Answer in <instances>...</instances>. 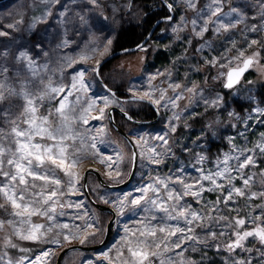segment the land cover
<instances>
[{"label": "rangeland", "instance_id": "374dc122", "mask_svg": "<svg viewBox=\"0 0 264 264\" xmlns=\"http://www.w3.org/2000/svg\"><path fill=\"white\" fill-rule=\"evenodd\" d=\"M170 4L174 15L160 34L139 50L120 57L107 73L119 82L129 78L126 91L141 97L148 93L150 98H145L159 101L155 105L160 112L159 120L150 125H134L126 119L123 122L139 154L137 170L129 185L110 189L102 186L94 174L88 175V189L117 212L111 236L103 248L87 251L79 260L76 256L80 250L67 253L62 264H140L139 257L132 255L138 249L148 253L147 260L153 258L159 264H264V241L258 235L240 239L245 232L256 233L264 228V103L258 86L264 82V0H220L219 4L215 0H192L191 4L189 0H170ZM97 6L98 0L0 3V85L5 95L9 89L40 94L49 84L62 88L63 91L46 95L42 101L33 97L37 123L44 118V126L49 130L61 128L62 117L57 109L65 102V112L71 119L65 125L70 131L62 146L68 157L79 158L71 169L74 177L57 168L56 178L61 184L49 183L44 188L45 195L58 188L53 198L57 201L54 212L41 214L50 208L49 201L42 207L33 204L32 207L38 208L35 214L17 216L13 213L19 209L0 194V203L4 204L0 208V221L4 222L0 226V243L10 237L39 245L35 252L23 249L15 258L7 250H1L0 264H56L59 252L66 246L101 242L106 218L101 220V214L88 203L83 191V172L88 165L95 166L109 184H119L130 174L132 149L122 137L111 132L108 108L114 105L134 109L140 105L121 102L99 87L95 69L112 48L110 39L97 38V31L92 30L89 22ZM218 7L221 11L212 15ZM220 23L225 27L221 28ZM42 25L43 38H37L36 29ZM73 27L79 31L77 39L73 37ZM204 28L207 30L203 31ZM31 38L37 42V52L32 48ZM158 50L168 53L167 60L163 64L147 61L148 54ZM247 58H252L253 63L246 73L257 74L250 73L247 79L244 75L239 83L226 87L229 70L243 66ZM80 72L84 73L82 83ZM73 83L76 87H72ZM25 106L21 95H12L0 104V111L10 108L7 115L0 116V146L6 150L0 158L5 162L3 171L9 174L16 171L14 165L7 164L11 158L7 149L15 152L17 147L12 128L29 127L24 122ZM100 109L104 110L103 116ZM81 115H86L87 123L79 119ZM197 118L203 124L196 127L189 123ZM160 136H164L167 144L157 139ZM32 142L49 146L56 143L40 136L33 137ZM214 142L219 145L213 146ZM246 157L253 163L241 167ZM102 159L105 163H101ZM224 168L228 172L222 177L214 176L215 183L204 180V176ZM25 178L29 185L0 175V187L15 184L17 196L21 188L29 187L25 200H39V195L30 197V194H38L45 182ZM70 179L75 181L71 185ZM245 179L249 181L247 185ZM161 180L167 187L158 182ZM179 180L192 184L191 191H199L200 195L168 199L169 191L174 197L186 191ZM32 183L35 188L30 187ZM148 185H153L155 191L148 189L140 206L131 204L133 197L142 195L139 189ZM235 188H240L244 195L237 194ZM125 196L128 200L121 212L118 202ZM153 200L156 204L150 203ZM161 204L167 212L160 208ZM181 211L192 223L184 218H169L178 217ZM193 212L200 219H193ZM241 219L245 221L243 225L238 223ZM169 226H179L185 232L168 235L159 231ZM148 228L156 229V235H149ZM30 231L38 238H24ZM238 240L240 247L235 243Z\"/></svg>", "mask_w": 264, "mask_h": 264}, {"label": "snow or ice", "instance_id": "6c2138e0", "mask_svg": "<svg viewBox=\"0 0 264 264\" xmlns=\"http://www.w3.org/2000/svg\"><path fill=\"white\" fill-rule=\"evenodd\" d=\"M217 4L220 3V0H215ZM93 3H95V0H93ZM189 3H192V0H189ZM194 6V4L192 5ZM169 8L172 7V5H168ZM221 9L218 7L212 15H216L219 13ZM232 11H236V9H232ZM195 24V21H193ZM221 28L225 27L222 23L219 25ZM207 29L204 28L203 31H206ZM219 30V28L217 29ZM254 30V29H253ZM253 43H256V41H253ZM253 63L252 58H248L244 60L243 62V68H237L233 69L232 72L228 73L227 79V87H232L233 83L238 82V79L240 75L246 71L249 66H251ZM31 66V62H30ZM84 73L80 72L79 76L81 78V83H82V77ZM75 79V78H74ZM72 87H76L75 83L72 84ZM178 87V86H177ZM63 91L62 88H53L51 87V84L45 89L42 90L40 94L36 93H31L29 91H23L22 93H17L15 90H7L8 94L5 95V92L3 90V85H0V104L4 103L7 99H9L10 96L12 95H21L23 99L26 101V106L23 109V115L25 116V123L29 125L28 128L19 130L18 126H14L12 128V133L15 134L13 138V142L17 145L16 151L12 152L11 149H7V151L10 153L11 158L7 160V164L9 165H14L16 171L12 174H9L8 172L3 171V165H4V160L0 158V175H4L9 178L10 181H17L20 185H29V181L25 178L31 177L33 181L40 180L44 181V185L41 186V191L37 193H31V196L39 195L40 199L39 200H34V199H29L25 200V194L29 193V187H23L19 190V196L16 195V185H8L5 184L4 186L0 187V194H2L7 201L11 203V206L15 209H19V211L13 213L14 215L17 216H23L25 213L31 215L35 214L38 211L37 207H32L33 204L38 205L42 207L43 205H48L49 201L52 202L51 206L49 209H45L41 214L47 215L48 211H55L54 205L57 203L56 200L53 198L57 196L58 188H53V190L45 195L44 193V188L48 186L49 183L54 184V185H60L61 180L59 178H56V169L59 168L65 172L66 175H68L70 178L74 177L76 174L71 171L72 167L76 165L79 162V158L72 159L66 155V149L65 147L62 146L63 140L67 136V132L70 131V128L65 127V125L70 121L71 116L69 113L65 112V109L67 107L65 102H61L59 104V107L57 109V112L59 115L62 117V126L59 129L55 130H49V128L45 127L44 125L46 124V119L40 118V122L37 123V117H36V107H35V100H43L46 95H50L51 93H59ZM71 93H67L66 95H70ZM66 95H65V100H66ZM35 97V100L33 99ZM145 97H149L148 93H145ZM144 97H141L143 99ZM150 98V97H149ZM109 101L107 98H105V103L107 104ZM154 103H159V101H154ZM93 104H95V101H93ZM91 107V106H90ZM8 111H10V108L7 111H0V116L2 115H7ZM70 111V110H69ZM101 116H103V109H100ZM94 119H100V117H93ZM79 119L83 120L85 123H87V117L86 115H81L79 116ZM15 124V121L12 122ZM174 130V129H173ZM35 136H40V137H47L50 140L56 141L55 144L49 146V145H41L39 143H33V137ZM23 137L24 139L21 140L20 138ZM157 139L163 140L165 144H167V140L164 139V136L157 137ZM95 147V145H92ZM264 147V146H262ZM56 149L57 151H54ZM5 148L3 146H0V157H2L5 153ZM155 151V149H153ZM97 152H99V149H97ZM201 160H203V157H200ZM34 161H35V166H34ZM70 161V162H69ZM159 163V161H154ZM226 162V161H225ZM101 163H105V161L102 159ZM253 161L251 160L250 157H246V163L242 164L241 167L247 166V164H251ZM46 165H51L54 167H46ZM111 167V165H109ZM41 169H44L42 172ZM228 172L227 168H224L223 171H217L213 175H206L204 176V180L211 181L215 183L214 176L216 177H222L225 175V173ZM75 181L73 179L69 180V184H73ZM161 184H164L165 187H167V184L164 181H158ZM179 183L183 184L184 188L186 189L185 192L183 193H176L175 197L173 195L172 191L168 192V199H180L182 198L183 195H188L192 194L193 196H199L200 192H192L193 185L192 184H185L183 180H179ZM229 183H231V179L229 178ZM249 181L247 179L244 180V184L247 185ZM30 187L35 188L36 185L35 183H32ZM202 187V186H201ZM221 187V185H217V188ZM148 189H152L155 191L153 185H148L146 189H139V191L142 193L141 196L139 197H133L131 199V204L140 206L141 202L145 199L144 193L147 192ZM234 191L239 194V195H244V192L240 188H235ZM131 195V194H129ZM264 195V194H262ZM228 199H231V192L228 194ZM20 201L18 203L17 201ZM128 200V196H125L123 200L119 201V208L120 211L123 212V209L125 207L124 201ZM152 204H156V201H150ZM4 204L0 203V208H3ZM160 208L167 212L168 209L164 208L163 205H160ZM31 209V211H29ZM193 219H200L199 215L196 213H191ZM170 219H179V218H184L188 223H192V220H188L187 217L185 216V212L181 211L178 217L170 216ZM4 222L0 221V226H2ZM238 223L240 225H243L245 223L244 220H239ZM40 226H36L38 229ZM64 227H67L65 225ZM160 232H167L168 235H175L176 233H181L183 234L185 232L184 228H181L179 226L175 228H164L161 227L159 228ZM188 231H192V229H188ZM147 233L149 235L155 236L156 235V229L154 228H148ZM144 235V233H141ZM239 235V234H238ZM252 235H258L261 241H264V228L260 229L258 232L253 233L251 231L245 232L243 236H240V239H244L245 237L252 236ZM24 238L26 239H36V237L31 231L27 236ZM237 247H240V242L239 240L235 242ZM179 247V244L177 243L176 245ZM132 255L135 257H139L140 259V264H143L144 260H147L148 258V253L144 252L142 249H138L135 251H132Z\"/></svg>", "mask_w": 264, "mask_h": 264}, {"label": "trees", "instance_id": "16d2710c", "mask_svg": "<svg viewBox=\"0 0 264 264\" xmlns=\"http://www.w3.org/2000/svg\"><path fill=\"white\" fill-rule=\"evenodd\" d=\"M167 1L170 2V0H167ZM169 15L170 13L168 9L160 0H98V6L95 7L94 10L92 11V14L90 17L91 19L89 22H91L92 30L97 31L96 32L97 34L96 36H98L97 38H100L101 40L110 39L109 45L112 48V52H114L116 50L134 47L137 44H139L150 32L154 22L157 21L156 19H160L162 16L168 17ZM73 19H74L73 22H75L76 17L74 14H73ZM135 25H141V26H135ZM44 31H45V28L43 25L38 26L36 29L35 37L43 38V36H41L40 34H44ZM78 32H79L78 29L76 27H73L74 39L78 38L76 37ZM154 38H156V36H152L151 40H153ZM29 41L31 42L34 52H37L36 46H35L37 43L36 40L34 38H31ZM131 53H125V54L118 56L117 58L104 64L100 70V73H101V76L104 82L110 88L114 89L116 91V94L119 97L132 96V94L128 93L125 89L126 81H128L129 78H125V80H121L119 82L113 79L107 73L116 60H118L122 56L129 55ZM167 55L168 53L164 50H158L156 53L151 52L148 54L147 61H153L154 64H163L167 60ZM250 73L257 74L256 71L255 72L251 71ZM250 73L248 72L245 74L246 79L250 78L248 77ZM252 77L253 78L251 79H255V76H252ZM258 86L262 93V97H261L262 103H264V82H259ZM99 87L102 91L108 93L101 86L100 83H99ZM133 102H135L136 104H139L140 107L134 108V109L123 108V110L128 112L129 115H131L133 118L137 120L145 121V120H152L156 117V112L148 104L144 102H138V101H133ZM115 120L118 125H120L127 133H129L127 128L123 124V122L125 121V118L120 113L115 112ZM189 123L191 125L194 124V126L196 127L203 124L201 118L191 120ZM108 124H109V128L111 129V132L121 138L122 136L118 134L116 130L113 128V126L111 125L109 121V116H108ZM223 143L224 142L221 141V145H223ZM217 145H219V143L217 142L213 143V146H217ZM176 151L181 153L179 149H177ZM89 191L92 197L96 201L100 202L95 197L93 192H91L90 189ZM89 204L94 209V211H96L98 214H101L99 216L101 220L104 219L105 221V218H106V221L104 224L106 228L107 221L109 220L111 215L109 213L102 212L99 209L93 207L91 203ZM38 246H39L38 244L30 242V241H20V240L8 237V239L0 243V251L7 250L10 256L15 258L17 255L23 252V249H29V250L32 249L33 252H35L34 248ZM87 253L89 252L80 251L76 256V259L77 260L81 259ZM143 264H159V263H157L156 259L149 258L148 260L144 261Z\"/></svg>", "mask_w": 264, "mask_h": 264}, {"label": "water", "instance_id": "95a60500", "mask_svg": "<svg viewBox=\"0 0 264 264\" xmlns=\"http://www.w3.org/2000/svg\"><path fill=\"white\" fill-rule=\"evenodd\" d=\"M5 1H7V0H0V3L5 2ZM161 1L168 8V10L170 12V16L158 19L157 22L152 27V29L150 30V32L147 34V36L139 44H137L134 47L124 48V49H120V50H116L114 52H111L110 54H108L105 58H103L100 61V63L97 65V67L95 69V76L97 78V81L101 84V86L108 93H110L112 96H114L115 98H117L121 102H127V101L144 102V103L148 104L156 112V117L152 120L142 121V120H137V119L133 118L131 115H129L128 112H126L125 110H123L122 108H120L118 106L113 105V106H110L108 108V116H109V121H110L111 125L116 130V132H118L129 143V145L132 149L133 160H132L131 171H130L128 178L125 181H123L119 184H109L105 180V178L103 177V175L101 174V172L99 171V169L97 167L92 166V165H88L85 168V170L83 172V191H84V194H85L87 200L91 203V205L93 207L99 209L102 212L109 213L111 216H110V218L106 224L105 235H104V238L101 242L94 244V245L72 244V245L66 246L65 248H63L59 252L57 259H56V264H62L65 255L71 251H74V250L89 251V252H94V251L100 250L101 248H103L105 246V244L107 243V241L109 240V238L111 236L113 224L117 219V212L112 206L98 202L92 197V195L88 189V175L90 173L94 174L96 176L98 182L102 186H104L106 188H110V189H121V188L129 185L135 176V173L137 170V164H138V157H139L137 146H136L133 138L131 137V135H129L120 125L117 124V122L115 120V112L120 113L128 122H131V123L136 124V125H150V124H153L159 120L160 112H159L158 107L155 105V103L153 101H151L150 99L145 98V97L143 99H141V96H135V95H132L129 97H119L116 94V91L114 89L110 88L104 82V80L100 74V70L104 64L115 59L116 57H118L122 54H125V53L135 52V51L139 50L140 48L144 47L149 42V40L152 38V36L154 35V32L157 28V25L162 21H170L173 18V15H174L173 9H172V7L171 8L168 7V5H171L170 2L167 0H161ZM238 68H243V66L238 67ZM249 68H250V66H249ZM249 68L240 75L238 82L233 83V86L241 81V79L244 77L245 73L249 70ZM233 69H237V68H232L229 70V72H232ZM227 83H228V81H227ZM227 83H226V85H227Z\"/></svg>", "mask_w": 264, "mask_h": 264}, {"label": "flooded vegetation", "instance_id": "af4514ba", "mask_svg": "<svg viewBox=\"0 0 264 264\" xmlns=\"http://www.w3.org/2000/svg\"><path fill=\"white\" fill-rule=\"evenodd\" d=\"M161 1V0H160ZM162 2V1H161ZM132 3V2H131ZM163 3V2H162ZM167 8V7H166ZM158 9H160V8H158ZM168 9V8H167ZM157 10V9H156ZM169 11V10H168ZM170 13V12H169ZM170 16V15H169ZM163 17H167V16H162L161 18H163ZM156 20H158V19H156ZM171 21V20H170ZM157 21H155L154 22V24L156 23ZM169 21H162V22H160L158 25H157V28H156V30H155V32H154V35L153 36H156L157 37V35L158 34H160V32L163 30V27L165 26V24L166 23H168ZM154 24H153V26H154ZM135 26H141V25H135ZM152 26V27H153ZM152 29V28H151ZM151 40V39H150ZM149 40V41H150Z\"/></svg>", "mask_w": 264, "mask_h": 264}]
</instances>
